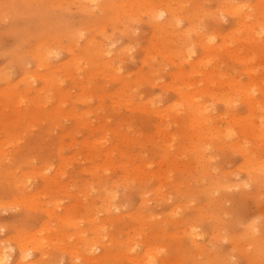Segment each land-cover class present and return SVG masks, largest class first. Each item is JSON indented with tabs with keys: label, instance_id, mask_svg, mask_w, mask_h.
Here are the masks:
<instances>
[{
	"label": "rangeland",
	"instance_id": "1",
	"mask_svg": "<svg viewBox=\"0 0 264 264\" xmlns=\"http://www.w3.org/2000/svg\"><path fill=\"white\" fill-rule=\"evenodd\" d=\"M2 251L264 264V0H0Z\"/></svg>",
	"mask_w": 264,
	"mask_h": 264
},
{
	"label": "bare ground",
	"instance_id": "2",
	"mask_svg": "<svg viewBox=\"0 0 264 264\" xmlns=\"http://www.w3.org/2000/svg\"><path fill=\"white\" fill-rule=\"evenodd\" d=\"M45 57H47V55ZM48 82L49 83H54V79H49ZM92 168H91V171H92ZM95 170H96V167H94V169H93V171H94L93 177L96 178V182H105V181L102 180L101 177L98 176V174H97V172ZM8 171L9 170L7 169L6 172H8ZM97 195H98V198H99V201H100V205L98 207V211L99 212H102L103 214H106L107 216H112L113 213L111 212V203H112V200L114 198V194H112L110 192L109 186L107 184H103V183L100 184L99 185L98 192H97ZM26 201L30 202L32 205H41V203L38 200H35L31 196H28L27 199H26ZM88 211H91V210H88ZM84 218L86 219V221H88L89 215H86ZM88 227H90V226H87L82 231H78V234H76V236H77V238L79 240L78 242H80L81 247L83 249H85V250H87L88 249V246L90 244H92L90 242H93V240L96 238V236L95 237L92 236V237H89V238H87L85 236V231L88 229ZM74 228H75V226H74ZM95 231H96V233H95ZM93 232H94V234H97L98 233V229L95 228L93 231H91L92 234H93ZM128 233L129 232H126V234H128ZM182 235H183L182 238L186 239L187 241H195L197 238H201L200 233H198L196 231H193L191 229H189L188 231H186ZM112 241L115 242L118 246L121 245V247H122V243H121L120 240L114 239ZM77 244H79V243H77ZM54 248H57V247L54 246ZM78 248H80V247H78ZM75 250H78V249H75ZM202 251L203 252L205 251L204 248L202 249ZM21 256L22 257H25L22 254H21ZM4 263H5V255H4V252L2 251V252H0V264H4Z\"/></svg>",
	"mask_w": 264,
	"mask_h": 264
}]
</instances>
